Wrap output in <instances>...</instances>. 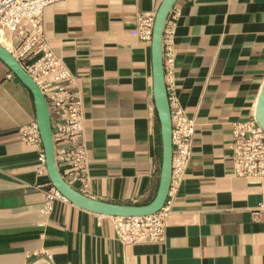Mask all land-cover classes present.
Segmentation results:
<instances>
[{
  "label": "crops",
  "instance_id": "obj_1",
  "mask_svg": "<svg viewBox=\"0 0 264 264\" xmlns=\"http://www.w3.org/2000/svg\"><path fill=\"white\" fill-rule=\"evenodd\" d=\"M163 0H63L42 15L45 40L82 101L89 179L83 194L145 206L161 174L151 42L136 36L141 15ZM174 100L196 124L181 184L169 194L165 238L123 245L109 217L55 201L19 129L36 123L34 98L0 61V264H264V180L234 175L231 127L254 119L264 86V0H178ZM11 54L16 42L2 32ZM79 190L78 187H74Z\"/></svg>",
  "mask_w": 264,
  "mask_h": 264
},
{
  "label": "built area",
  "instance_id": "obj_2",
  "mask_svg": "<svg viewBox=\"0 0 264 264\" xmlns=\"http://www.w3.org/2000/svg\"><path fill=\"white\" fill-rule=\"evenodd\" d=\"M63 0H0V36L8 32L16 42L12 55L34 81L44 96L51 121L54 159L63 180L81 194L89 179V167L82 139V101L72 89L73 77L49 48L43 33L42 15L46 8ZM154 16L141 15L136 36L150 43ZM174 25L166 23L162 57L165 84L172 85ZM172 177L169 194L181 184L192 155L196 124L184 110L170 100ZM21 141L39 150L38 163L45 169V157L35 122L19 129ZM230 150L234 175L244 179L264 180V131L255 120L236 122L231 127ZM77 191V190H76ZM67 203L53 187L45 193L40 213L53 210V203ZM169 205L165 202L158 212L146 217L110 218L115 236L123 245L158 244L165 238V220Z\"/></svg>",
  "mask_w": 264,
  "mask_h": 264
},
{
  "label": "water",
  "instance_id": "obj_3",
  "mask_svg": "<svg viewBox=\"0 0 264 264\" xmlns=\"http://www.w3.org/2000/svg\"><path fill=\"white\" fill-rule=\"evenodd\" d=\"M178 0H163L154 15L151 55L153 98L160 128L162 164L158 189L154 199L145 206H129L91 199L70 187L60 175L55 159L50 114L34 81L23 70L15 57L0 45V61L13 73L14 82H20L31 92L36 109V125L45 157V169L51 186L73 206L86 212L109 218L146 217L158 213L164 206L172 177L171 117L162 57V41L167 19ZM254 120L264 131V86L259 94Z\"/></svg>",
  "mask_w": 264,
  "mask_h": 264
}]
</instances>
